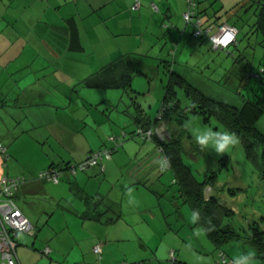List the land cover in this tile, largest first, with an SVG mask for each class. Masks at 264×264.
<instances>
[{
  "label": "rangeland",
  "instance_id": "374dc122",
  "mask_svg": "<svg viewBox=\"0 0 264 264\" xmlns=\"http://www.w3.org/2000/svg\"><path fill=\"white\" fill-rule=\"evenodd\" d=\"M258 1L261 0H199L198 10H206L208 16L219 15L226 24L238 30L236 45H230L226 51H212L207 39L192 37V27L187 26L183 19V13L187 12L188 7L185 6V11H180V9L184 10L181 4L183 1L177 0H165L171 6V9L166 10L167 17H165V10L161 11L163 14L160 16H153L152 13L146 15L142 25L133 31L138 35L115 37L116 41L111 47L109 46L110 49H116V55L127 51L134 57L143 59L145 65H140L139 68L147 73L148 78L139 72L134 73L131 90L129 87L126 90L76 87L82 95L75 94L74 101L77 98L78 103H84L81 108L84 109L83 113H88L85 123L89 126L86 129L88 139H85L83 136L85 133L82 132L80 135L84 138L76 136L79 139L80 148L97 146L100 142L109 143L107 140L112 134H119L122 131L130 136L134 130V123L130 116L135 113H143L152 120L158 118L168 77L165 61L173 62L174 60L175 64L173 63L171 68L201 93L217 101L240 107L245 100H254L258 97L261 93L260 82L254 74H248L250 71L255 72L261 66L264 61V48L260 45V36L252 30L251 25L255 21V16L252 14L253 8L247 9ZM157 2L158 0L153 4L157 6ZM152 10L156 14L158 9L152 7ZM159 20L160 23H158ZM184 26L188 27L186 36L178 40L180 30H183ZM170 32L176 33L173 38L174 42L168 38ZM1 37V39L5 37L2 42L3 46L9 47L10 57L14 60H21V64H27V62L22 63L27 59L34 61L33 63L36 62L35 59L46 61L42 66L30 65L29 75L22 77L18 82L13 81L12 76L9 82H1L4 87L3 91H10L13 85L15 86L14 91H25V96L15 97L22 104L24 99H31L33 93L50 92L57 95L58 92L59 95L60 89L71 90V86L75 83L68 81L66 83L68 87H66L63 82H56L55 73L51 74L56 67L55 63L47 51L37 50L38 45L36 46L31 36L28 38L27 34L20 33L15 40L14 33H12L1 35ZM154 41L156 43L153 45ZM105 44L110 45L111 43ZM98 46L101 47L103 44ZM89 51L83 53V58L91 57L92 54L90 55ZM227 52H232L233 55H228ZM238 54L241 56L239 57ZM144 55L147 57L144 58ZM99 59L101 58H96V63ZM76 65L78 64L72 62L68 67L75 68ZM76 68L80 67L76 66ZM90 68L94 69L93 66L88 65L82 69L89 70ZM176 93L178 106L180 110L185 111V115L170 113L161 122L168 134L182 139L183 163L189 167L193 177L199 182H202L205 176L216 173L217 183L210 194L224 201L226 207L235 212L229 220L223 222V225L230 224L233 230L244 238L249 235V226L253 222H256L264 231V177H262L263 171L259 164L253 163L246 157L240 142L223 155H218L211 149H204L198 145L192 134L193 129L211 128L216 131L226 128L213 117L206 123L201 115L188 111L191 103L183 88H177ZM4 94L6 92L0 95V103L3 104L6 101L10 104L11 101H8L10 95ZM46 96L49 95L41 97ZM2 110L0 111V133L9 130L13 132L14 129L10 126L14 123L8 120V116ZM256 127L264 134V114L256 123ZM158 135L167 137L164 132ZM27 144L33 145L38 155H41L42 150L39 146L33 143ZM194 145L197 148H194ZM41 148L44 151L48 150L47 147L42 146ZM31 151L33 152V148ZM116 153L129 155L128 163L120 169L116 168L106 179L102 178L99 186L97 185L89 194L93 197L97 190H100L99 196H102L105 205L113 202L124 209L127 224H125V219L119 224L125 227L123 229L126 231L122 235L124 241L120 248L129 245V252L127 259L115 264H168L172 260L168 255L171 250L176 253V256L172 253L175 259L180 258L181 260L176 263L172 261L173 264H192L199 260L202 263L210 255L214 258L213 247L207 240L204 230L196 226L195 221L191 219L192 211L176 198L178 196L177 187L172 183L170 170L158 171L156 180L154 178L151 182H145L146 186L151 189L136 184L143 171L138 168L144 169L149 160L155 165L159 162V155L153 152L152 146L136 138L128 139L113 156ZM19 155L23 160L19 159L18 164L23 167L28 164L39 165L42 162V159H38L29 152H22ZM8 164H11L10 160ZM9 169L12 171L11 168ZM27 172L23 171L25 175L28 174ZM12 173L10 174L12 176L16 174ZM63 181L62 179L58 186L62 189L52 184H44L43 194L27 198L20 194L17 199L21 210L36 228L33 248L38 258L30 256L28 259L32 264H74L76 257L80 255L81 247L86 252H90L92 241L105 243L101 232L96 233L94 227L80 226L81 222L75 212L64 209L62 206L65 205L61 202L59 204V200L63 198L70 204L75 203L77 205L75 210L81 209L82 212L84 208L79 200H74L75 190ZM230 189L235 190V193L233 194ZM149 207L152 211H146ZM142 214L147 218L148 226L144 223H134L135 219ZM71 235L76 237H71ZM136 235L146 240L145 249L140 247V241ZM56 237H58L57 240L53 242ZM28 239L33 241V237H25L24 240ZM135 243L138 244L137 249H135ZM45 247L51 249L48 257L40 253ZM224 248L226 251L231 250V256L226 257L228 264H231V261L234 262L238 255L245 254L249 250L255 252V264H264V257H258V251L249 240L233 241ZM140 254L146 255L140 257ZM136 255L139 259H130L135 258ZM215 262L216 258L211 264Z\"/></svg>",
  "mask_w": 264,
  "mask_h": 264
},
{
  "label": "crops",
  "instance_id": "0c3cea01",
  "mask_svg": "<svg viewBox=\"0 0 264 264\" xmlns=\"http://www.w3.org/2000/svg\"><path fill=\"white\" fill-rule=\"evenodd\" d=\"M133 1L134 0H0V95L6 92L8 96L10 95L8 101H11L10 104H7L6 101L3 104L0 103V111L4 109L2 111L6 113L8 120L14 123L13 126H10V123H8V126L14 129L13 132L9 130L8 132L0 133V146L6 148V153H8L7 157H9L4 159L0 152V178L3 176H12L10 175L13 174L12 172H15V175L25 174L23 171H28L27 175L33 176L41 169L47 168L50 164L63 165L68 162H79L84 159L88 152L102 145L103 142H100L97 146H89L82 149L78 144L79 139L76 138V136H80L81 138L85 136V139H88L86 129L89 126L85 123V118L88 117V113H83L84 109L81 108L84 103H78L77 98L74 101L75 94L80 93V95H82L80 90L76 89V87H83L81 85L83 79L119 56L133 55L127 51L123 52V54L119 52V54L116 55V49H110L112 44L116 41L115 37L132 34L138 35L133 31L134 29H138V26L142 25L143 18L146 15L152 13L153 16H160L163 14L161 11L165 10V17H167L166 10L171 9V6H169V3L165 2V0L164 2L163 0H158L157 6L153 4L156 0H140V9L131 11L130 7ZM177 1H183L181 4L184 10L180 9V11H185V6L187 7L185 0ZM152 7H157L158 10L156 14L152 10ZM69 19L74 21L77 29L78 41L81 47L78 50L74 48L69 38ZM219 20L220 22L223 21L221 18H219ZM158 23H160V20ZM187 29L188 27L184 26L183 30H180L178 40H182V38L186 36ZM167 30L169 29L167 28ZM154 31L155 30H153V32ZM12 33H14L15 40L20 33L27 34L28 38L31 36L36 46L38 45L37 50L47 51L56 65L51 74L55 73L56 82H63L66 87H68L66 84L68 81L74 82L75 84L71 86V90L69 91V89L66 88L60 89L59 95L57 92L58 96L50 92L33 93L31 99H24L22 104L18 102L15 97L25 96V91H14V85L10 91H3L4 87L1 82H9L10 76L13 77V81L17 80L18 82L22 77L29 75L28 71L30 70V65L37 64L38 67L46 63L44 59H35V63L27 59L26 61H22V63L27 62V64H21V60L18 61L11 58L9 47L6 48L3 46L2 41H4L5 37L1 39V35ZM175 35L176 33L172 34V32H170L168 34L169 40L174 42L173 38ZM107 42L111 44H105ZM155 43L154 41L153 45ZM99 44H103V46L100 47L98 46ZM210 48L213 51L211 44ZM88 50H90L89 54H92L91 57L83 58V53H86ZM145 56L146 55H144V58ZM99 57L101 59L96 63V58ZM138 61L141 65H145L143 59H139ZM72 62L78 64L76 66L80 68H76V66L75 68H69L68 65ZM87 65L89 67L93 66L94 69H82ZM42 95L49 96H46L45 99L41 97ZM3 125H5V123H3ZM81 132L85 134L81 136ZM27 143H33L39 146L42 150L41 155H38L33 145L29 146ZM111 144L112 143L109 142L105 145L110 147ZM42 146L44 148L47 147L48 150L46 149V151H44L41 148ZM31 148H33V152ZM22 152H29L34 154L38 159H42L41 164H28L25 167L20 166L18 164L20 163L19 159L23 160V158L19 153ZM8 159L11 161L10 165L8 164ZM126 162V157H122L120 153H116L110 161L104 163L103 172L98 168H89L84 172H77L75 175L67 173L64 177L62 176L63 182H67L70 184L71 189L75 190L76 195L74 200H79L84 208L82 212L81 209L75 210L77 209V205L75 203L70 204L63 198L59 200V204L61 202L65 205L62 206L64 209L75 212V215L81 222L80 226L94 227L97 231L96 233L101 232L105 239V243L103 244L97 240L92 241V246L96 245L97 242L101 246L99 257L92 252V248L90 252H86L83 247L80 248V244L78 246V250L80 248V255L76 257L74 264H115L128 258L127 253L129 252V245L120 248L121 243L124 241L122 240V235L126 233V231L123 229L125 227L119 224L123 222L122 220L124 219L125 222L127 221V218L124 216L123 207L113 202L112 204L105 205L104 200L100 202L99 200L102 199V196H99L100 190H97L91 200H87L90 198L89 194L94 191V188L97 187V185L99 186V182L102 178L106 179L116 168L120 169L124 167ZM147 164L144 169L138 168V170H143L138 178L148 183L151 182V179L158 176L157 172L161 170V164L156 163V165H158L156 166L155 163L150 160ZM9 168H11L12 171H10ZM60 182L58 184L42 181L29 182L20 188L18 197L20 194H23L25 198L41 193L43 194L45 189L44 184H52L58 187L60 186ZM87 186L89 188H87ZM58 188L62 189L60 187ZM18 207L21 209L19 204ZM106 209L107 211L105 212ZM87 210H95L96 213L101 214L99 217L100 220L93 219L92 217H83V214H85ZM148 210H151V208H147L146 211ZM109 218H113V220L106 222ZM66 223L68 224L67 221ZM134 223H144L148 226L147 218L143 214L135 219ZM125 224H127V222ZM97 225L98 227H96ZM20 236H22V238ZM25 237H33V241L31 242L30 239L24 240ZM34 237V235L23 233H19L16 236V257L18 264H32L28 259L30 256L38 258L37 252L33 248L36 240H34ZM71 237L76 236L71 235ZM57 238L58 237H56L53 242H55ZM137 238L140 241V247L145 249L146 240L141 236H137ZM134 246L135 249L138 248L137 243H135ZM222 251L225 258L231 256L230 249L226 251L223 247ZM209 252L211 253V251ZM170 253H175V251L171 250L168 254L169 257ZM143 255L146 254H140V257ZM213 257L216 258L214 264H217V251H214ZM214 258L210 255L208 258L204 259L202 263H200L201 260L191 263L211 264ZM130 259L136 260L139 258L138 255H136L135 258ZM172 261L173 259L171 263L168 262V264H173V262L176 263L181 260L179 258L176 261ZM224 264H228V262ZM231 264H234V262L231 261Z\"/></svg>",
  "mask_w": 264,
  "mask_h": 264
},
{
  "label": "trees",
  "instance_id": "16d2710c",
  "mask_svg": "<svg viewBox=\"0 0 264 264\" xmlns=\"http://www.w3.org/2000/svg\"><path fill=\"white\" fill-rule=\"evenodd\" d=\"M135 0L133 1L130 10L136 11L141 7V1L139 8L133 10L132 6ZM187 7L189 6L188 0H186ZM195 7L193 9V21L186 22L185 24L191 25L192 37L198 39H207L208 42L212 44V41L209 38V34L204 33L203 31L207 27H213V30L217 28L218 25H228L224 23L225 21L220 22V16H216L213 14L212 16H208L206 10L200 11L199 0H194ZM244 7V6H243ZM253 8L252 14L255 16V21L251 25L254 33L260 36V45L264 48V1H258L254 3V5H250L247 9ZM188 9V8H187ZM185 13V12H184ZM207 16V17H205ZM205 17V18H203ZM184 19V18H183ZM200 21V26H198L201 30L200 34H196L197 27L195 26V21ZM70 30L69 38L71 43L73 44L75 49H79L80 44L78 41L77 29L75 27V23L72 19L68 20ZM186 26V27H187ZM230 26V25H228ZM231 27L235 28L231 25ZM237 30V29H236ZM238 33V30H237ZM237 35V34H236ZM236 37L235 41L224 48H213V51L218 50H227L230 45H236ZM236 47V46H235ZM228 55H233L232 52H227ZM241 54V53H240ZM238 54L240 57L241 55ZM242 57H244L242 55ZM245 58V57H244ZM136 57L133 55H122L111 61L110 63L100 67L94 73L87 76L81 82V85L88 89H103V90H111V89H123L126 90L128 87L131 90L132 78L133 74L136 72L141 73L146 78H148L147 73L141 70L139 66L141 63L138 61ZM167 68V81L164 86V95L162 99L161 109L159 112V116L156 120H152L149 117L143 115V113H135L130 116L134 123L133 135L131 133L128 136V133L122 131L119 134H112L108 138V142H111V146L108 147L103 143L99 148L88 152L84 159L79 162H68L65 164H50L47 168L41 169L35 175L29 176L25 174H19L15 176H7V177H20L23 178V181L16 193L13 195L14 202L17 204L18 193L20 188L33 181H42V182H50L52 184H58L62 178L67 173H71L75 175L77 172H84L89 168H98L101 172L104 171V163L106 161H110L113 157V154L122 147L128 139H139L144 143H149L153 152L156 155H159V164H161L160 172L164 170H170L172 173V183L177 187V199H180L183 204L189 207V209L193 212H198L200 214V219L195 221V225L204 230L206 238L213 246V250L217 251L218 254H224L222 249L227 244L233 241L240 240H249L255 249L258 251V257H264V231L261 230L260 226L253 222L250 226L249 235L245 238L240 236L230 224L223 225V222L229 220L233 214H235L233 209H229L226 207L225 202L220 200L219 198L210 194L212 188L216 186V173H212L211 175L205 176V179L202 182L197 181L189 167H187L182 161V153L184 152V145L181 138H176L171 134H168L166 130H164L162 125V120L166 118L170 113L171 114H179L185 115V111L180 110L177 101V88H183L184 93L189 99L191 106L188 111L192 113H196L202 116L204 122L208 123L211 117L215 118L218 122H220L226 129H229L235 132L239 137V142L243 147V150L246 154V157L251 160L253 163H258L259 167L262 169V177H264V134L257 129L256 123L264 114V61L261 63V66L255 71L251 72L248 75L254 74L261 85V93L254 100H245L240 107H235L224 102L217 101L215 98L211 96H206L201 93L198 89L193 87L181 74L177 73L171 66L174 63L165 61ZM175 64V63H174ZM139 111V110H137ZM157 121H160L159 123ZM160 130V131H159ZM164 132L167 134V137H161L158 133ZM192 144V142H191ZM4 148V152L1 154L3 158L7 159L6 148ZM194 148H197L194 145ZM107 152L106 155L102 156V158L94 165L88 166L84 169H80V165L87 160L89 156H91L95 152ZM122 157H128L127 161H129V155H121ZM128 163V162H126ZM125 163V164H126ZM49 169H55L59 174V181L54 183L52 181H48L45 179H40L38 176L41 172H45ZM63 176V177H62ZM136 184H141L146 188L145 181L139 179ZM151 189V188H149ZM231 190V189H230ZM152 192L156 193L152 190ZM234 194L235 190H231ZM90 197L87 200H91ZM100 202L103 200L100 199ZM19 208V207H18ZM109 209V207H108ZM21 211V209H20ZM107 209L105 210V212ZM22 212V211H21ZM95 212V210L90 211L87 210L83 217L85 218H93L96 220H100V215ZM23 213V212H22ZM94 214V215H93ZM113 220V218H109L106 222ZM33 225V224H32ZM35 227L33 233L31 235L35 236ZM21 233V232H19ZM17 233V235L19 234ZM27 234V233H23ZM16 235V236H17ZM16 243L15 247V256H16V248H17V239L14 238ZM96 245H100L97 243ZM95 246V245H94ZM92 246V248L94 247ZM46 248V247H45ZM50 249V248H49ZM42 255V251L40 252ZM51 253V249H50ZM50 255V254H49ZM48 255V256H49ZM45 256V255H43ZM45 256V257H48ZM262 257V258H263ZM175 259V258H174ZM173 261H176V259ZM17 260V257H16ZM227 262V260H226ZM18 263V262H17ZM82 264V263H81ZM86 264V263H85Z\"/></svg>",
  "mask_w": 264,
  "mask_h": 264
},
{
  "label": "built area",
  "instance_id": "2783aa9c",
  "mask_svg": "<svg viewBox=\"0 0 264 264\" xmlns=\"http://www.w3.org/2000/svg\"><path fill=\"white\" fill-rule=\"evenodd\" d=\"M189 6L187 12L183 13V18L186 22L193 21V9L195 7L194 0H188ZM140 5L139 0H135L132 9H138ZM196 34H200L201 30L200 21H195ZM204 33L209 34V38L212 41L214 48H224L235 41L237 30L228 25H218L216 29L213 27H207ZM0 152H4V148L0 146ZM107 152H95L87 158L81 165L80 169H84L88 166L96 164L102 156ZM40 179H45L57 183L59 181L60 174L55 169H49L45 172H41L38 176ZM23 181L20 177H7L0 178V264H18L15 256L16 243L14 238L17 233L32 234L34 226L29 219L20 211L17 204L14 202L13 195L16 193ZM92 252L96 256H100L101 246L95 245L92 248ZM43 255L48 256L50 249L44 248ZM170 258L174 259V254L170 253ZM218 263H226L224 254H218Z\"/></svg>",
  "mask_w": 264,
  "mask_h": 264
},
{
  "label": "clouds",
  "instance_id": "9594fccd",
  "mask_svg": "<svg viewBox=\"0 0 264 264\" xmlns=\"http://www.w3.org/2000/svg\"><path fill=\"white\" fill-rule=\"evenodd\" d=\"M192 134L198 145L204 149H211L218 155L228 153L239 144L238 135L229 129L214 131L211 128H195L192 130ZM191 219L193 221L199 220L200 214L193 211ZM254 256L255 252L249 250L245 254L238 255L234 264H255Z\"/></svg>",
  "mask_w": 264,
  "mask_h": 264
}]
</instances>
